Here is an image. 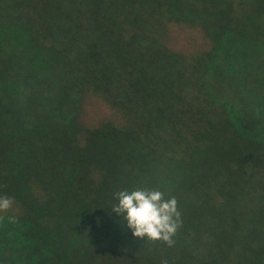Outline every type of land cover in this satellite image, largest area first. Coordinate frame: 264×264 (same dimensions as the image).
Returning <instances> with one entry per match:
<instances>
[{
  "label": "trees",
  "instance_id": "obj_1",
  "mask_svg": "<svg viewBox=\"0 0 264 264\" xmlns=\"http://www.w3.org/2000/svg\"><path fill=\"white\" fill-rule=\"evenodd\" d=\"M0 196V264H264V0H0Z\"/></svg>",
  "mask_w": 264,
  "mask_h": 264
},
{
  "label": "clouds",
  "instance_id": "obj_2",
  "mask_svg": "<svg viewBox=\"0 0 264 264\" xmlns=\"http://www.w3.org/2000/svg\"><path fill=\"white\" fill-rule=\"evenodd\" d=\"M115 197L117 203L111 209L123 214L122 219L126 220L134 237L163 241L169 246L174 243L172 237L181 223L175 197L166 199L164 193L156 189L120 190ZM12 204L11 197L0 196V212H6Z\"/></svg>",
  "mask_w": 264,
  "mask_h": 264
},
{
  "label": "rangeland",
  "instance_id": "obj_3",
  "mask_svg": "<svg viewBox=\"0 0 264 264\" xmlns=\"http://www.w3.org/2000/svg\"><path fill=\"white\" fill-rule=\"evenodd\" d=\"M1 56L3 57L4 55L1 54ZM41 72H45V71L41 68ZM19 76H20V75H19ZM20 78H21V77H20ZM54 92H55V90L52 91L51 94H53ZM21 93H22V92H21ZM22 94H23V93H22ZM23 96H24V95H23ZM23 96H21V98H22V100L24 101L25 99H24ZM38 111H39L40 114H41V113H44V116H50L49 112H46V109H45V108H44V109L39 108ZM200 151H206V150H205V143H204V142H202V143L199 144L198 152H200ZM198 152L195 154V156H197V157H201V158L204 157L203 159H209L206 153L203 152V153H204V154H203V153H201V152H200V153H198Z\"/></svg>",
  "mask_w": 264,
  "mask_h": 264
}]
</instances>
